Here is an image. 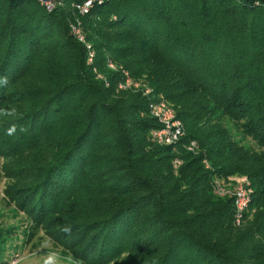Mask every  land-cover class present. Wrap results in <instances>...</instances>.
<instances>
[{"label": "trees", "instance_id": "1", "mask_svg": "<svg viewBox=\"0 0 264 264\" xmlns=\"http://www.w3.org/2000/svg\"><path fill=\"white\" fill-rule=\"evenodd\" d=\"M56 1L0 0V125L41 130L4 155L8 197L75 264H264V0ZM152 100L177 143L153 138ZM14 238L0 228V264Z\"/></svg>", "mask_w": 264, "mask_h": 264}, {"label": "rangeland", "instance_id": "2", "mask_svg": "<svg viewBox=\"0 0 264 264\" xmlns=\"http://www.w3.org/2000/svg\"><path fill=\"white\" fill-rule=\"evenodd\" d=\"M56 0L49 4L50 10L56 7ZM47 8V6H46ZM142 85L140 82H135ZM144 90L148 89L143 86ZM136 91V88H134ZM150 91V89H148ZM151 92V91H150ZM41 120L38 121V123ZM4 118L0 114V124ZM41 123H39L40 125ZM0 125V228L16 235V238L9 244L8 264H75L64 250L53 241L48 230L41 227L35 228L36 224L21 209H18L13 202V196L9 189L15 187L14 183L7 179L8 175L15 173L18 159L5 158L6 153H18L32 150L35 141L32 139L41 130L36 131L34 136L28 137L27 133L11 128L7 129ZM30 133L29 131H27ZM27 136H25V135ZM15 163V164H14ZM237 180V179H236ZM15 187L14 189H16ZM131 260L137 261V256H130Z\"/></svg>", "mask_w": 264, "mask_h": 264}, {"label": "built area", "instance_id": "3", "mask_svg": "<svg viewBox=\"0 0 264 264\" xmlns=\"http://www.w3.org/2000/svg\"><path fill=\"white\" fill-rule=\"evenodd\" d=\"M41 4L47 6V9L50 10L49 4L45 0H40ZM102 0H88L78 6L77 9L81 15H87L89 9L92 7L93 3L101 4ZM72 34L78 39L79 42L84 43L83 36L81 34L80 27L73 26ZM86 49L88 50L89 62L93 60V51L90 45L85 44ZM110 68H113L109 64ZM126 77L125 85L119 84V89H126L128 85H132L133 88L138 89L139 85L133 83L129 78L128 74L124 72ZM143 95H149L150 91L148 89L143 90ZM149 114L152 118L156 120L160 128L153 132V138L160 145L169 146L177 143L184 136L183 126L180 121H178L173 113L172 109L168 107L166 102L163 100L151 101L148 106ZM196 148V144L192 142L188 147L189 151H193ZM229 196L233 198V205L235 209V223L240 224L243 214L246 212L248 205L250 203L252 191L247 188V183L245 179H237L236 186L233 191L227 192Z\"/></svg>", "mask_w": 264, "mask_h": 264}]
</instances>
